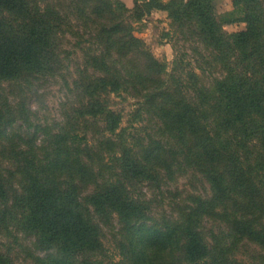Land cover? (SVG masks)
Listing matches in <instances>:
<instances>
[{"label":"trees","instance_id":"obj_1","mask_svg":"<svg viewBox=\"0 0 264 264\" xmlns=\"http://www.w3.org/2000/svg\"><path fill=\"white\" fill-rule=\"evenodd\" d=\"M215 1L135 0L131 9L121 0H0V86L54 70L74 38L89 99L82 116L93 121L84 134L72 125L34 124L26 103L0 99V226L36 238V250L47 252L36 264L101 263L102 223L114 216L130 264L215 263L216 249L199 230L204 217L227 223L235 240L264 248V191L253 179L264 168V0H234L232 21L239 13L247 28L232 34L224 32ZM154 11L167 12L185 40L204 45L206 63L224 75L208 86L190 72L192 94L175 76L167 80L166 66L134 26ZM121 91L145 99L166 142L135 153L113 135L91 142L90 128L104 135L118 128L101 99ZM174 165L199 171L213 194L193 198L178 219L148 225L147 207L118 177L156 179ZM0 264L16 263L0 251Z\"/></svg>","mask_w":264,"mask_h":264},{"label":"rangeland","instance_id":"obj_2","mask_svg":"<svg viewBox=\"0 0 264 264\" xmlns=\"http://www.w3.org/2000/svg\"><path fill=\"white\" fill-rule=\"evenodd\" d=\"M215 7L217 15L224 22L225 33L246 30L247 23L237 19L241 17L239 13L236 20L232 21L230 15L234 12V0H216ZM134 26L136 34L146 41L154 55L166 66L167 80L172 82V75L175 76L177 85L182 84L184 89L188 90H186L188 94L191 93L187 88V85H190V72H195L201 82L208 86L214 84L216 77L224 75L220 68L206 63L205 59L209 53L204 45L196 39L185 40L183 36L181 37L179 31L172 27L167 12L154 11L143 21L134 23ZM75 44L76 40L70 37L69 42L65 43L67 53L61 56L64 60L54 70L31 78L29 83L23 82L18 85L3 83L0 86V99L8 97L15 106L22 102L26 103L27 108L31 109L34 124L54 127L72 125L84 134L87 130L86 125L89 126L93 121L82 116L84 111L82 108L89 103V99L81 86L86 76L82 52ZM88 72L91 73V70ZM102 98L105 107L115 111L116 115L112 118L118 120L119 124L115 133L110 132L107 135L102 133V129L90 128L87 136L92 143L102 136L113 135L114 140L125 143L129 151L135 153L152 144V141L168 140L169 136L162 120L148 110L145 99L136 96L134 91H121L103 95ZM23 129L28 130V127ZM254 159L251 161L252 164ZM5 166L7 169L4 176L8 178L10 176L7 170L10 166L8 163ZM176 166H173L172 173H168L166 169L160 170L156 179L129 181L118 177L131 195L147 207L146 212L150 220L148 222L146 220L148 225L158 223L162 226L168 219H178L181 213H185V210L193 205V198L208 199L213 194L210 183L199 171L185 166L178 169ZM253 177L258 187L264 191V168L260 171L257 169ZM9 181L12 187L18 189L14 180ZM11 205L12 203H9V209ZM9 227L5 230L0 226V251L9 255L16 264H36V257L47 253L44 250H36L34 236L27 235L13 224ZM121 227L117 216L112 217L110 222L102 223L105 251L104 255L99 257L98 261L101 263L98 264H130V260L124 254L125 247L122 246ZM199 228L209 247L212 250L216 249L217 252L215 250V263L208 257L198 264H204L205 261V264H264V248L248 239L235 240L236 237L230 234V226L227 223L204 217ZM177 252L175 257L178 258L181 254L180 250ZM185 263L186 261H183V264Z\"/></svg>","mask_w":264,"mask_h":264},{"label":"crops","instance_id":"obj_3","mask_svg":"<svg viewBox=\"0 0 264 264\" xmlns=\"http://www.w3.org/2000/svg\"><path fill=\"white\" fill-rule=\"evenodd\" d=\"M122 1L125 2L127 7H129V8H132L135 4V0H122Z\"/></svg>","mask_w":264,"mask_h":264}]
</instances>
